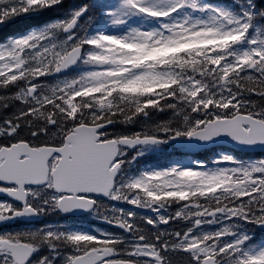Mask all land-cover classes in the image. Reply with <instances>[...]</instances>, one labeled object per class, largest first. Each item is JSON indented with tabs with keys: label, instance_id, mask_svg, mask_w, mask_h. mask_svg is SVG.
Returning <instances> with one entry per match:
<instances>
[{
	"label": "snow or ice",
	"instance_id": "6c2138e0",
	"mask_svg": "<svg viewBox=\"0 0 264 264\" xmlns=\"http://www.w3.org/2000/svg\"><path fill=\"white\" fill-rule=\"evenodd\" d=\"M54 7L0 42V223L83 210L113 230H3L0 264H264V155L124 175L172 141L264 149V0H0V25ZM95 17L124 30L81 32Z\"/></svg>",
	"mask_w": 264,
	"mask_h": 264
},
{
	"label": "trees",
	"instance_id": "16d2710c",
	"mask_svg": "<svg viewBox=\"0 0 264 264\" xmlns=\"http://www.w3.org/2000/svg\"><path fill=\"white\" fill-rule=\"evenodd\" d=\"M84 0H61L62 5H77ZM214 1H226V0H214ZM68 10V7L64 8H51V9H45L42 10L37 15L29 14L23 18H18L19 22L14 26H8L7 24H4L0 28V42H3L7 39L8 36L12 34L17 33H23L26 30L30 29L31 27H39L43 24L49 23L53 20H56L60 18L64 13H66ZM97 23H99V19L96 17L91 20V22H87L86 20H83L81 22V28L80 30H85L87 28L95 26ZM100 24V23H99ZM83 32V31H82ZM129 127L135 128V125H130Z\"/></svg>",
	"mask_w": 264,
	"mask_h": 264
},
{
	"label": "rangeland",
	"instance_id": "374dc122",
	"mask_svg": "<svg viewBox=\"0 0 264 264\" xmlns=\"http://www.w3.org/2000/svg\"><path fill=\"white\" fill-rule=\"evenodd\" d=\"M199 3H206L204 2V0H198ZM208 4V3H207ZM228 4V3H227ZM236 4V1L235 2H232L231 4H210V5H213V6H219V7H229L231 5H235ZM191 14V13H190ZM132 24L134 25H141V26H144V27H152V26H156L155 25V22L149 18H145L143 16H136V17H132L131 18V21H130ZM98 30H104L107 32H121L123 31L124 29L123 28H120V27H113V26H110L108 25L106 22H105V25L101 24L96 30L94 31H98ZM93 31V32H94ZM92 33V32H91ZM62 37H63V34H62ZM61 37V38H62ZM76 71H74L73 73L71 74H74V73H77L78 71H81L82 69L80 67H75ZM144 153H149L151 154V158H155V156H162L164 153L163 149L159 148V147H155V146H152V147H147L145 149L142 150ZM219 152H227V151H224L222 149H219L218 151H215L213 152L214 154L212 155V159L214 160L215 159V156L219 153ZM229 153V152H227ZM234 155V154H233ZM237 159H241V160H249V159H255V158H239L237 157L236 155H234ZM258 158V157H257ZM190 162L192 163V161H194V159L192 158H187L185 157L184 158H180V162H178V164L182 165V162ZM183 164H186V163H183ZM156 165V164H155ZM160 165V164H159ZM210 166V165H209Z\"/></svg>",
	"mask_w": 264,
	"mask_h": 264
},
{
	"label": "water",
	"instance_id": "95a60500",
	"mask_svg": "<svg viewBox=\"0 0 264 264\" xmlns=\"http://www.w3.org/2000/svg\"><path fill=\"white\" fill-rule=\"evenodd\" d=\"M173 143L176 144V146L181 147L184 146L183 151L184 152H195L203 148H210L213 146H216L218 144H225L237 149H242V150H248V149H261L257 147H243L235 144L234 142H230L229 140L226 139H220L216 138L211 141H206V142H199V141H172Z\"/></svg>",
	"mask_w": 264,
	"mask_h": 264
}]
</instances>
